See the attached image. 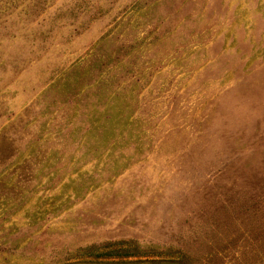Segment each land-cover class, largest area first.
<instances>
[{
	"label": "rangeland",
	"instance_id": "obj_1",
	"mask_svg": "<svg viewBox=\"0 0 264 264\" xmlns=\"http://www.w3.org/2000/svg\"><path fill=\"white\" fill-rule=\"evenodd\" d=\"M0 264H264V0H0Z\"/></svg>",
	"mask_w": 264,
	"mask_h": 264
},
{
	"label": "trees",
	"instance_id": "obj_2",
	"mask_svg": "<svg viewBox=\"0 0 264 264\" xmlns=\"http://www.w3.org/2000/svg\"><path fill=\"white\" fill-rule=\"evenodd\" d=\"M120 251L123 252L122 253L123 256H130L135 253L134 251H129L128 248H122L120 249Z\"/></svg>",
	"mask_w": 264,
	"mask_h": 264
}]
</instances>
